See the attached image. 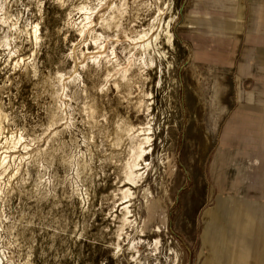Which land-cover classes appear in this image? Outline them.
<instances>
[{
	"label": "bare ground",
	"instance_id": "bare-ground-1",
	"mask_svg": "<svg viewBox=\"0 0 264 264\" xmlns=\"http://www.w3.org/2000/svg\"><path fill=\"white\" fill-rule=\"evenodd\" d=\"M7 2L0 0V66L5 65L11 56H15L16 59L13 65L14 77H8L7 81L4 79L0 82V242L15 243L20 251V256L18 259L16 258L17 260L11 255L5 256L0 248V264H36L37 258L43 259L48 251L58 249L60 255L70 256L72 262L75 259H80L78 258L79 251L76 252L72 249V245H77V237L88 233L85 212L81 211L80 208L79 217H75L70 222H67L64 216L53 214L54 212L44 213L42 206L48 192H51L48 187L51 182L44 183L41 181L44 180L43 177L42 179L39 176L32 177L29 167L40 166L48 171H51L52 167L56 165L70 167L69 170H72V179L75 185L80 182L88 183L86 185L88 187L83 188V191L80 189L78 195L82 201L88 202L98 195L93 188L96 183L93 182L94 185L92 186L91 178L95 172L94 161L99 150L102 149L101 146L105 147L102 154L103 160L109 161L113 160L114 155L119 152L118 148L125 141L127 144L122 152L127 157L125 156L126 160L124 159L125 161L123 160L124 162L119 167L122 176L121 182H123L122 187H119L120 207L117 209L118 212L116 210L112 213L110 226H108L106 233L108 237L102 243L109 247L111 252L109 257L112 264H149L148 260H141L137 245H142L147 257L151 259H156L163 252L174 254V259L169 264H175L178 252L171 245L172 236L167 234L169 229L167 221L161 224L160 220L165 211V204H171L175 200L171 191L176 171L173 168V163L168 164V160L164 162L160 158L162 163L168 164L167 169L163 171V176L159 174V191L164 190V193L160 197L158 194L154 196L152 184L156 182V178L147 181L150 162L144 163L146 153L152 148L153 132L150 122L136 127L128 117H118L115 114L107 115L106 108L99 100L102 97L101 90L105 85L102 83V88L98 84H92L91 88L84 85L82 89L84 101H82L81 107L86 121V132L81 141L84 149L78 150L76 153L71 151L75 141L70 135V128L74 123L71 116L70 98H75L76 95L68 94L67 89L79 75L77 76L74 72L68 75L54 72L56 69L40 70L35 52L38 51L43 41L39 24L46 17L40 6L41 2L37 1L36 3L40 20L33 22L27 19L22 20L21 12L16 9L14 11L11 8L12 5ZM163 3L170 6L169 0H80L75 6L81 17L78 25L70 20V10L65 14V22L71 25L75 24L76 27H74L85 44L91 43L93 45L92 50L86 47L83 52H80V56L75 57L76 62L88 69V62L90 61L91 65H94V71L97 72L101 69V59H106L110 66H105V75L110 79L115 78L111 82L114 83L117 101H120L121 98L130 100L129 96L135 83L130 74V69L134 64L136 53L140 54V64L146 66L152 63L154 51L161 52L156 47L160 35H163L165 41L173 46L170 27L175 15H170L168 19L164 20L163 15L166 6L163 8ZM143 10L150 11L152 14L149 16L146 27L142 25L140 29L135 30L134 22ZM96 27L99 28V31ZM23 42L27 43L32 50L27 56H21L20 53L25 48ZM117 47L127 51L123 66L118 62ZM72 50L70 51L72 52ZM39 52L41 51L39 50ZM39 52L37 53L40 55ZM75 53L74 55H76ZM24 83H28L31 90L37 91L33 96L31 95V101H34L36 105L39 104L42 97L48 99L46 106L44 105V117L42 118V126L44 127L46 124V127L40 133L35 132L36 129L33 127L36 122L18 125L17 119L21 112L18 114L14 99L16 97L23 99L24 88L22 86ZM10 85L14 86L13 97L9 91ZM136 86L138 85L136 84ZM3 94H7L6 103L1 101ZM28 101L22 100L21 107H26ZM66 133L69 134L68 138H66ZM42 141H44L43 145H41ZM200 151L201 153L204 152V148L201 147ZM48 180L50 181V179ZM12 196L20 198V204L25 198L31 199L32 206L21 210L16 218L4 221L3 205H9ZM86 208L88 207L86 206ZM3 257L4 261H2ZM104 259H107V256ZM72 262L71 264H73ZM164 264L168 263L165 262Z\"/></svg>",
	"mask_w": 264,
	"mask_h": 264
},
{
	"label": "rangeland",
	"instance_id": "rangeland-1",
	"mask_svg": "<svg viewBox=\"0 0 264 264\" xmlns=\"http://www.w3.org/2000/svg\"><path fill=\"white\" fill-rule=\"evenodd\" d=\"M6 1H8V4L12 5L11 8L14 9V11L16 9L21 12L22 20L27 19L32 22L40 20L39 13L36 8V3L37 1L41 2L40 6L46 14V17H44L43 20L40 21L41 24H39L40 32L43 35V41L39 47L40 49L38 48V51L36 50L35 52L36 59L38 61V67L40 68V70L47 71L48 69H56L54 70V72L56 71L64 73L66 75L74 72L75 74H77V76L79 75L82 78L81 79L78 76L77 79L79 78V81L76 79L75 82L70 84L67 89L68 94L72 93L76 95L75 98H70V105L72 110L71 116L74 120L73 126L70 128V135L75 141V145L71 148V151L76 153L78 150L82 151L84 149V145L81 142L83 134L86 132L85 115L81 108L83 104L82 101H84V93L82 91L84 85H86L88 88H91L92 84H98L101 88V85H105V87L103 86L101 90L102 97L99 100L101 101V103H103L104 107L106 108V114L108 113L107 115L111 116L112 114H115L118 117H128L136 127L144 125L148 121L150 122L153 132L152 148L150 149L151 151L146 153L144 163L150 162V168L147 171V181H152L156 178V182L152 184L154 196L158 194V197H160L161 194L164 193V190H162L161 192L159 191L160 175L163 176V171L167 169L168 164L173 163V168H175L176 171L173 177V189L171 191V195H173L174 197L173 199H175V193L177 192L176 201L173 200L171 204H165V211L160 222L161 224H164L166 223V221L167 223L169 221V229L167 231V234L168 236L172 235L175 238L174 240V238L171 237V245L174 246V248L178 252L175 264H196L198 260L197 254L201 242V216L205 209L213 207L215 205L217 196L219 195L218 186L220 185V182L222 181L223 177L227 181V185L228 183L230 184V182L234 180L233 178H231L234 173L229 168L230 164L227 163L228 165H225L222 160H220L219 162H215V159L217 154L219 156V159L224 158L223 153L219 151L222 149L218 146L220 143L218 140V135L222 132L223 122L226 117V113L233 106V104L236 103L235 96L237 93L235 94V92L237 91V88L233 85V77L231 76L229 70L208 67L207 65H197L193 62L192 52L188 49L189 45L186 31L187 28L185 26L186 22L188 21V18L186 16L187 12L185 11L184 14L181 12V4L183 0H169L170 6L169 4H162L163 8L166 6L164 9L165 13L163 15L164 20L168 19L170 15H175V17L171 21L170 27L173 37V46L165 41L163 35H160L156 47L159 51L161 50V52L157 53V51H154L152 63L146 66L140 64V54H135L134 64L130 69V74L134 78L135 83L132 92L129 96V101H127L126 98H121L120 101L116 100L117 98L115 94V87L114 83H112L115 78L113 77L110 79L105 75V66H110V64L106 62V59H101V69L97 72L94 71V65L92 66L90 61L88 62V69L80 63L78 64L76 62L75 57L80 56V52H83L86 47H88L89 50L93 49V45L91 43L85 44V42L79 36V33L75 28L81 19L80 13L77 9H75V6L80 0ZM185 9L187 8L185 7ZM68 10H70V20H72L73 23L75 22L76 25H71L70 23L65 22V14L68 12ZM140 13L141 14L139 18L134 22V25L136 26L135 30H137V28L140 29L142 25L143 27H146L148 24L149 16L152 14V12H147L144 10ZM182 15L185 16L184 19L181 18ZM182 20H184V23L182 22ZM96 29L97 31H99L98 27H96ZM23 44V47L25 46V48L22 49V51L20 52L22 55H20L27 56L32 50L29 48V45L27 43L23 42ZM39 50L41 52H39ZM70 50H72V52ZM37 52H39L40 55ZM74 53L76 55H74ZM116 53L119 54V56L117 54L118 62L120 63V65L123 66L126 61L125 57L127 56V51L122 50L121 47H117ZM8 59L5 65L0 66V82L4 79L7 81L8 77H14L15 75L13 65L15 63L16 57L11 56ZM45 68L47 69L45 70ZM194 70H197L202 75H206L209 72L216 74L218 75V78H220L223 83L227 86L226 90L219 95L218 100L221 102V104L226 107V111L221 117V119L218 121L216 130H213L209 127V110L205 104L204 99H201L199 97V93L194 88L193 83H199V79H196L194 76L191 75ZM80 79L82 80V82H80ZM104 82L108 84H105ZM136 84L138 86H136ZM9 87L10 94L13 97L14 86L10 85ZM22 87L24 88L22 100L29 101L26 107H21V98L16 97L14 99L16 101V110L18 114L21 112L17 119L18 125H28L29 123L32 124L36 122L33 127L34 129H36L35 132L40 133L41 130H44L46 127V124H44V127L42 126V118L44 117V108L48 102V99H44L42 97L39 104L36 105L34 101H31V98L35 93H37V91L35 92V90H31L28 83H24ZM7 99V94H3L1 97V101L3 103H6ZM140 101H142V103H140ZM198 110L200 111L199 116L196 115V112ZM192 122L197 125V137L195 139V143L197 145L195 148H192V146L190 145L187 133L188 128ZM65 135L66 138H68L69 134L66 133ZM43 144L44 141L41 142V145ZM126 144L127 141H125L118 148L119 152L116 153L117 157L115 154L113 160L109 161L103 160L102 154L105 147L101 146L102 149L99 150L97 158L94 161L95 172L91 178L92 186L96 183L93 188L97 191L98 195L95 196L94 199L88 200V202H85L84 200L82 201V199H80V197L78 196L80 193V189L83 191V188L88 187L86 186L88 185V183H81L79 181L81 184L77 183L75 185L72 179V170H69L71 169L70 167L56 165L52 167L51 172L41 168L40 166H28L30 173L32 172V177L39 176L41 179L43 177L44 180H40L44 181V183L51 182L48 186L50 188L49 191L51 190V192H48L42 206L44 213H47L48 211H51L52 213L54 212L53 214L57 216H64L66 217L67 222H70L71 220L75 219V217H79V212L84 211L86 220L85 222L88 228V233L84 234L85 236L82 235L77 237V245H72V249H74L76 252L79 251L78 258L80 259H75L72 262V259L69 258L70 256L62 254L60 255V250L58 249L56 251H48L47 255L43 259L37 258L36 264H60L61 262V264H71V262L73 264H112L109 257V254L111 253L109 251V247L107 245H103L102 242L108 237L106 233L108 231V226H110L112 213H114V211H116L120 207L119 187H122L123 182H121L122 176L119 167L126 160L127 157L126 154L122 152V150L126 147ZM200 144H203L202 149L205 147L201 162L203 176L206 182L201 194L199 195L200 203L196 208H194L192 204L193 202L189 199V192L193 185V172L189 166V160L199 155L201 147ZM160 158H162L164 162H167L168 160V164L162 163ZM224 166L227 167L226 172ZM101 170L102 172H100ZM212 170L214 171L215 176H217L215 178V181L217 183L219 182L218 185L213 181ZM52 174H55V176H52ZM182 177L186 179V182L183 186H181ZM48 179H50V181ZM226 189L228 191L231 190L229 186H227L225 190ZM227 195L230 197L231 194L227 193ZM234 196L240 198L238 194H235ZM10 199L11 200L9 201V205H3L4 221L16 218L20 214L21 210L32 206V201L28 198H25L21 204L19 203L20 198L12 196ZM54 201H56L57 203ZM238 201L240 202V207L242 206L244 210H249V208H253V205L254 208L259 206L257 205V202L254 199H244V201ZM67 203L70 205H68ZM80 204L83 205L81 206ZM67 205L71 207L73 212L71 209H69L70 207H68ZM86 206L88 208H86ZM85 209L87 210L85 211ZM187 218H189V220L192 221L193 224L189 233L187 231L188 229L183 227V223L185 222V220H187ZM257 219L253 221L254 226L251 227L254 230V234L249 233L250 226L248 224L246 226V232L248 234H246L244 238V240L248 241L253 239L252 243L250 244H252L254 248H256V243L254 239L259 237V229L262 230V235H264V228L257 226V224H260L259 219L258 221ZM259 245L260 244H258V246ZM182 246L186 248L189 261L188 259H186ZM0 248L5 253V256L11 255L14 257V259H18L20 256V251L17 248L16 244L13 242H0ZM137 249L140 251L141 260H148L149 264H164L165 262L169 264L174 259V254H167L164 252L161 254L163 257L160 255L156 259H151L147 257L145 249L142 245H137ZM228 253H230L229 255L232 254L230 251ZM255 253H253L252 255L255 256ZM106 256L107 259H104ZM2 261H4V257Z\"/></svg>",
	"mask_w": 264,
	"mask_h": 264
},
{
	"label": "crops",
	"instance_id": "crops-1",
	"mask_svg": "<svg viewBox=\"0 0 264 264\" xmlns=\"http://www.w3.org/2000/svg\"><path fill=\"white\" fill-rule=\"evenodd\" d=\"M188 1H182L181 12H187L185 26L193 62L229 70L237 88L236 103L226 113L222 132L218 135V146L222 149L219 151L224 158L219 159L217 154L215 159V162L222 160L225 165L230 164L234 180L227 185L223 177L215 205L205 209L201 216V242L196 264H264L262 230L259 229V237L254 239L256 248L250 244L253 239L244 240L248 224L249 233L254 234L251 227L257 218L260 222L257 226L264 228V0ZM191 75L199 79V83H193L194 88L209 110V127L216 130L226 111L218 100L219 95L227 86L211 72L202 75L194 70ZM196 115H200L199 110ZM196 130L197 125L192 122L187 131L192 148L197 145ZM203 153L199 151L198 156L189 160L193 172L189 199L194 208L200 203L199 195L206 182L202 162H199ZM224 167L226 172L227 167ZM212 175L217 183L214 171ZM185 182L182 177L181 186ZM227 186L230 191L225 190ZM244 199H254L259 206L244 210L238 201ZM192 225L189 218L183 223L188 233ZM182 248L188 259L186 248Z\"/></svg>",
	"mask_w": 264,
	"mask_h": 264
}]
</instances>
